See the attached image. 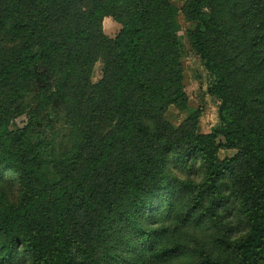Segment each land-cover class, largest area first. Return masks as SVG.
Wrapping results in <instances>:
<instances>
[{"label": "trees", "instance_id": "1", "mask_svg": "<svg viewBox=\"0 0 264 264\" xmlns=\"http://www.w3.org/2000/svg\"><path fill=\"white\" fill-rule=\"evenodd\" d=\"M184 1L186 19L198 23L188 33L192 46L216 78L210 93L220 97L228 110L223 130L199 134L189 120L174 129L164 117L169 105L178 106L177 98L182 94L176 77L181 71L180 24H170L167 15L161 21L163 25L154 28L160 0H0V87L5 86L0 90L6 100L0 114L9 100L13 106L18 105L26 87L34 86L41 99L38 106L45 101L47 106L59 107L64 106L63 98L65 102L77 99L71 109L82 116L79 133L89 128L85 132L88 140L94 135L97 117L110 120L112 115L117 116L113 129L92 150L85 177H75L78 183L73 194L91 189L94 175L100 176L98 166L110 154L113 162H118L113 173L130 183L131 192L143 193L146 199L154 191V184L165 177L166 156L174 153L183 170L191 176L196 173L197 179L167 191L172 220L156 237L150 234L148 259L163 261L180 252L179 246H162L167 243L159 241L160 237H169L167 229L174 231L179 226L213 219L219 223L214 241L231 256L220 258L202 252L197 264H264V125L251 123L250 118L244 121L242 112L249 97L241 87L237 97L238 90L230 86L219 65L217 40L211 33L218 22L204 11L210 0ZM229 1L218 3L220 11L226 13ZM165 6L171 7L168 2ZM228 13L245 17L242 24L237 22L241 30L235 38L261 50L258 67L264 68V0H236ZM105 17L122 25L115 38L103 31ZM153 30L161 37L146 55V47L156 37ZM6 36H12L11 45L1 41ZM99 59L104 63V78L97 85L103 97L97 103V97L90 95L82 103L87 93L77 89L82 83L92 85L90 77ZM38 126L42 123H37V114L31 112L20 137L27 140ZM1 128L2 120L0 165L7 163L18 173V193L2 198L5 207L0 222V253L20 249L29 264H99L93 239L79 236L67 221L70 211L84 206L72 203L76 196L69 198L65 186L57 188L46 179L41 184V160L30 153L35 145L12 151L14 147ZM130 142L135 143L134 151L127 154L126 144ZM240 148L246 149V156H241L244 151L237 156H219L221 149ZM69 153L58 167L77 171L80 157Z\"/></svg>", "mask_w": 264, "mask_h": 264}, {"label": "rangeland", "instance_id": "2", "mask_svg": "<svg viewBox=\"0 0 264 264\" xmlns=\"http://www.w3.org/2000/svg\"><path fill=\"white\" fill-rule=\"evenodd\" d=\"M166 2L171 7L165 6ZM219 2L221 0H210L209 7H204V11L212 15L213 20L218 22V27H212L211 33L217 40L215 47L218 51L219 65L224 70L227 82L234 91L236 92L241 87L245 97H249L247 108L245 106L246 110L244 113L242 112L244 121L245 118H250L252 119L251 123L264 125V68L258 67L261 50L250 48L235 38V34L241 30L237 26V22L242 24L245 19L241 14H235V17L234 15L229 16L228 7L236 0L229 1L226 13L220 11ZM184 5V0H160L157 15L161 13L163 16L154 15L158 22L153 23L154 28L158 24L163 25L161 21L167 15L170 24L174 25L176 22L180 24L177 37L181 71L177 73L176 77L181 83L180 93L182 94H177L178 106L169 105V108L164 112V117L172 123L174 129L181 125L184 126L189 120V124L195 123L197 133L213 134L224 129V118L226 116L228 119V110L220 97L210 93L216 83V78L208 69L206 60L192 46L188 33L194 31L198 23L189 22L186 19L183 14ZM231 19L233 20L228 24L227 21ZM102 27L107 37L115 38L122 25L112 17H105ZM152 33L156 37H154V42L146 47V55L153 50L155 44H158L157 38L161 37L158 36L161 33L157 34V30H153ZM165 36H168V33ZM11 39L12 36H6L1 41L5 40L7 45H11ZM103 78L104 63L102 59H99L95 62L90 77L92 85L88 87L87 84L84 86L82 83L77 89L80 93H87V97L82 103H85L90 95L97 97V103L101 102L103 93L100 92V85L97 84ZM0 89L4 90L5 86H1ZM239 94L238 90L237 97ZM183 96L186 99L184 103H182ZM40 100L34 86L26 87L18 105L13 106L12 101L9 100L4 107L5 110L0 114V121L2 120L3 123L2 134L7 135L6 138L11 141L14 147L12 151L21 147L26 149L27 146L34 144L36 148L32 147L30 153L36 160L38 158L41 160L38 165L41 172V184L46 179L50 184L57 185V188L63 189L65 186L69 198L74 195L75 199H78L72 203L76 206L79 204L78 207L84 206L83 209L70 211L72 215L68 216L67 221L79 236H87V240L88 238L93 239V244L98 247L99 251V264H140V261H144L145 264H197L202 252L220 258L231 256L229 251L223 250L214 241L219 231V223L213 219H207L201 224L179 226L174 231L167 229L169 237L167 239L160 237L159 241L167 243L162 246H179L180 252L163 261H150L146 255L148 253L147 241L148 239L152 241V238H149L150 234L152 237H156L159 234L158 231L169 226L172 220L173 208L167 191L173 187L177 188V185H187V183L196 180V173L191 176L190 173L184 171L175 154L171 153L164 160L163 175L166 179L163 176L161 181H157L152 189L154 191L145 199L143 193L131 192L130 183H125L121 176L113 173L118 168V162H113L109 154L104 163L102 162L98 166L97 171L100 176L95 177L94 175L91 189H87L86 193L73 194L78 183L75 177L81 180L85 177L92 150L95 146H100L101 137L113 129V123H116L117 116L112 115L110 120L97 117L94 128H92L94 135L88 140L85 137V132L87 133L89 128L82 129L84 126H81L82 133H79L82 116L75 114L74 109H71V103L74 101L77 103V99L73 98L72 101L65 102L67 100L63 98L64 106L59 107L52 104L47 106L45 101L38 106ZM5 101V96L0 90V107ZM94 107L93 105L91 109ZM31 112L37 114V123H42V126H38L27 141L20 137V131L27 124V115ZM238 117H240V113L235 115V120L238 121ZM229 118L232 119V117ZM79 135L82 136L80 139ZM261 137L264 139V130H262ZM126 145L125 153L131 154L134 151L135 143L130 142ZM1 149L0 147V152ZM245 150L243 148L221 149L219 156L220 158L237 156L243 151L241 156H246ZM69 152L80 157L77 171L73 167L72 169L58 167V164L68 157ZM5 164L0 165V222L4 217L3 196L12 197L18 193V173L13 167ZM87 196H90L91 199L87 200ZM143 253L144 255L141 256ZM0 264H29V261L24 258L20 249H16L9 254L0 253Z\"/></svg>", "mask_w": 264, "mask_h": 264}]
</instances>
